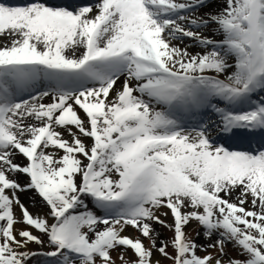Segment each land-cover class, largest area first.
<instances>
[{"label": "bare ground", "instance_id": "1", "mask_svg": "<svg viewBox=\"0 0 264 264\" xmlns=\"http://www.w3.org/2000/svg\"><path fill=\"white\" fill-rule=\"evenodd\" d=\"M131 3L128 5L129 13H123L120 11H115V6L111 4L110 1H105L98 9L92 10L91 13H87L83 16V20L85 26H88L89 21L93 15L95 18H99L103 20V29L98 34L95 41H90L87 43L84 40L85 29L78 27L74 32L68 31V35L71 34V39L65 38V29L59 30V33H62L64 36L61 40L55 37V40H51L49 38H45L39 34V32L34 33L31 29L28 30V26H25L24 29L17 30L16 28H11L8 26L9 22H12L11 18L17 19L18 16L13 12L5 8L0 9V50L3 52L12 53L9 55L8 53H2L1 58H12V55H16L19 52H49L47 55L48 58L52 59L56 62H70V61H78L82 58V55L85 49L88 47V50L92 52L103 53L107 50H112L115 47H120L123 43H127L129 47L133 49V47L138 46V50L142 49L143 55L144 53L148 54L146 57L150 55L151 52L152 58L155 54H159L160 50L165 53L168 57L175 55L177 52L178 56L181 50H183L184 43L177 40L171 39L166 36L157 35L156 37H149V31L156 30L155 24L152 21H147V25L143 22V17L148 14L147 10L150 9L152 12V8L154 7V2L156 0H130ZM139 4L141 6H139ZM223 0H215L208 2L203 9L207 12H220L222 10ZM202 12H200L201 14ZM41 15V12H39ZM222 18V17H221ZM186 23L181 24L178 23L175 27L180 28L186 26ZM201 31V30H199ZM133 33H137L136 36ZM58 34V33H57ZM101 34V36H100ZM214 34L222 35V32H214ZM144 35V36H143ZM100 36V38H99ZM120 36H126L129 39L114 45L117 39ZM143 36V39L141 37ZM152 39V41H158V48L151 49L147 47L148 40ZM21 50V51H20ZM16 51V52H15ZM198 52L195 47L189 48L186 51V55H194ZM145 56V55H143ZM171 58V57H170ZM171 59L166 58L162 60V63H165L164 69L156 70L149 65L148 60L146 62H142V64L137 61L133 64L128 70L121 71L119 74L116 70H113L112 67L108 64H104L103 67H100L98 73L100 77L102 75H106L112 77L107 80L112 83L111 85H105L103 89H92L87 94H78V95H70V94H62L58 95L57 100L63 101L62 107L65 108L62 112L66 121L58 120V116L60 112L54 114L55 108L50 109L49 102L53 104L54 99H48L44 93H39L32 97L29 101L11 105V98L4 100L5 95L0 91V99L5 104L3 106L8 108L6 113L4 114L3 121L0 125L7 129L8 137H10V141L7 142L4 146L0 148V177L1 175H7L9 181L13 183H19V187L17 188V197L23 201L28 202V206L31 214H33L37 218H41L43 214H49L48 207L33 194L32 190L29 186L25 185V183H21L20 179L23 176L24 171H28L31 168V164H28V161L32 162L31 159L27 156V143L31 138L34 137V132L39 131L40 126L44 119H47L45 115L40 112V108H47L49 113H52L50 120L45 122L50 123L53 127L50 133V146L45 147L43 144L38 149L48 150V156H52L53 163L55 167H63L66 163L77 162L78 169H80L81 175H78L79 180L81 177H87L91 181H99L98 175H110L112 180L111 182L117 178L116 170L114 169L117 165L114 163V160L111 156L112 150L119 145L120 150H124V154L126 158H128L131 163L129 164L130 171L125 173L128 174V177L132 179L135 178V183L138 185H144L151 180H153L154 170L160 167L168 165L166 162L167 159L161 160L157 159L160 156V153L155 151H149L147 147H144L142 143H146V141L141 136H136L133 133H129L128 137H120L119 132L112 135V141H117L114 145H111L107 148H103V152L97 161H91L93 170L91 171L88 168H84V165L90 162V158L93 156L92 149H87V146L90 144V140L92 139V135L90 133V128L88 129L89 123H92L93 117L92 115L95 113H99L100 115L104 113L107 117L109 115H113L114 117H120L119 120L113 118L111 123H116L122 127V130H127L125 128H132L131 131L141 130V129H150L152 127V122L154 117L162 118L160 114H158L157 108L154 106L157 102H164L169 104L171 99L173 98L172 89L177 90V85L175 82H169L167 84L163 83V79L166 78L165 74L169 71H174L175 67L173 61ZM148 63V65H147ZM162 65V64H161ZM142 73V74H141ZM221 77V80H225L224 72L214 73ZM117 75V76H115ZM20 77V75L16 76ZM12 77V79L16 78ZM31 78H34V84H31L32 88L38 90L42 87H47L48 85L54 84L55 89L58 91H65L73 87L75 84V78L72 75L71 81H56L51 77H46L44 79L39 80L37 76L30 75V79L27 82H33ZM116 78V79H115ZM166 79H169L167 77ZM47 81V82H46ZM44 82V83H42ZM129 86L131 90H133V95L131 97L126 98L124 94V86ZM104 87V86H103ZM141 88L147 91V95L141 93ZM175 97V96H174ZM113 111V112H112ZM65 112L69 113V117L65 116ZM168 116H172L173 113L169 110L166 111ZM68 119L73 120V123L70 125ZM139 121H138V120ZM137 123L139 125L137 126ZM211 135V134H210ZM145 138V137H144ZM211 136L209 139H212ZM182 144H193L196 145L199 143L198 139L191 137H183ZM18 147L19 151L15 148ZM172 144L169 145L168 149L170 150ZM158 149H156L157 151ZM209 150L212 151L213 147L210 145ZM215 151V149H214ZM92 156L90 157V155ZM146 154V155H145ZM220 151L216 150L215 161L210 163L212 165H216L217 169L213 172H209L207 169H203L201 172H205L206 175H202L201 173H197L196 170L188 174L193 177H201L202 180L206 181L204 184L214 185L212 187L217 193H212L216 199L226 200L228 204L235 199V202L239 203V199H245V197H241L240 193L237 190H234L236 187L232 188L228 183L231 179V174L234 163L233 159L230 155L226 154V158L223 160L219 156ZM46 158H42L39 160L36 157V172L42 171L41 163L45 161ZM210 156V155H209ZM161 157V156H160ZM137 161L135 165H133V161ZM104 160V163L108 162L105 166L101 164V161ZM50 161H46L47 165ZM201 165V163H193V167H197ZM246 169H241L237 172L238 175H244L245 181L239 184L240 188L245 189L251 182L253 184L254 189H257V192H261L264 194V158L252 163L246 164ZM99 168L98 172L95 169ZM124 174V173H123ZM115 175V176H114ZM20 176V177H19ZM198 180V179H197ZM179 189V187H177ZM184 193V203L189 201V197L191 193L188 190H182ZM15 195L12 191L10 195L13 201ZM242 195V194H241ZM173 196V195H172ZM244 196V195H243ZM86 199L87 197L83 195ZM82 197V199H83ZM85 203L79 206V208L84 209L86 204H88L87 200H84ZM9 202V200H8ZM258 205L253 202L246 203L250 208L256 207L258 209V216L260 217V222L264 226V198L259 199ZM261 202V203H260ZM11 202H9L10 204ZM8 204V205H9ZM2 208L6 210L7 204H1ZM1 205H0V218H1ZM205 204L199 207V210L202 212H206ZM228 209V206H226ZM262 212V213H261ZM216 213V211H215ZM170 211L168 209H162L159 211V218L162 220H169ZM106 220L99 222L98 225H103ZM101 226H96L93 230L97 231L101 229ZM31 228L27 225H23L20 223H14L12 226V233L15 234V238L19 245L28 246V240L25 238L28 235ZM134 235L132 232H122L117 235L118 240L128 241L130 240V236ZM17 236V237H16ZM212 234L200 232L198 235V243L203 242L209 244L213 239ZM159 254L154 253L151 259L152 263L158 261ZM227 259H222V263H226Z\"/></svg>", "mask_w": 264, "mask_h": 264}, {"label": "rangeland", "instance_id": "2", "mask_svg": "<svg viewBox=\"0 0 264 264\" xmlns=\"http://www.w3.org/2000/svg\"><path fill=\"white\" fill-rule=\"evenodd\" d=\"M248 1L255 2L251 5L260 4V2H258L257 0H247L246 2L240 1L246 9L249 6V4L247 3ZM201 8L195 13L190 14L188 17L189 19H183V21L189 22L190 25L191 20L194 19H210V16L222 17L225 15L227 10L226 0H223L222 10L217 13L207 12L205 9ZM248 10L251 11L252 7L249 6ZM200 12L202 13L200 14ZM94 19L95 16L93 15L91 19L92 22L94 21ZM12 26L17 29L19 28L17 23ZM39 33L46 35V32H44L43 30H40ZM181 36L182 35H176V38L183 42H187L185 43V48L181 50V52H179L182 54L176 56L178 54L177 52L175 55H172L171 58L168 57L169 59H171L170 61H173L176 68L198 70L202 66V61L205 60L207 61V63L204 66V69H207L211 73L219 71V67L222 66V63H218L215 59H203L202 57L203 54L207 52V50L204 49L206 45L205 42H200L194 46L192 45L198 50V52L194 55H186V51L189 49L187 47L191 46L189 44L194 41L197 36H193L191 39H183L180 38ZM85 37L86 36H84V40ZM208 54L210 55L212 53L208 52ZM102 122L101 129L103 127ZM104 128L106 133H110V130L113 129L112 127L108 126H105ZM47 156L48 153L46 151L39 154L40 159ZM39 158L37 159L39 160ZM53 160V158L51 159L48 156V158L41 163L44 171H42L43 173H41L42 175L38 177L36 183L39 185L40 190H42L43 194L45 195L43 196L44 200L47 201L50 205H53V207L59 208L60 212L63 213V215L62 217H60L59 212L56 211L53 214L57 216L56 220L51 221L49 214H43L41 218H37V220L39 221L38 229H36V225H34L35 228L31 227L28 235L25 236V238L29 241L28 246L19 245V242H17L14 236L15 234H13L10 230L12 225L10 222L14 220L16 223H20L23 225L26 224V215L24 214V212H22L21 204L23 203V205L26 206L27 204L25 202H22V200L17 197L15 189H12V192L14 194L16 193V195L14 196L15 199L13 201H10L11 189L9 188L8 182L6 180V178L8 177L4 174L1 175L0 205L3 203L7 204L6 211H8V219L0 222V264H65L64 262L67 258L75 260L76 264H105L106 260H108L110 264H137L138 261L143 262V264H173V261L178 255L177 251H179L177 245L174 243V241L176 240L177 231H183L186 239L184 245L192 255H199L200 257H202L206 253L212 254L213 258L207 264H221V260L225 257H227L232 262V258L240 256L241 253H243L241 257L235 259L236 264H247L246 258L255 256L252 247L250 250L245 252L246 247L239 246L240 244H249V241L246 240L243 235H238L235 242L233 240L235 239L234 231L229 228H224L222 226L223 222L217 221L214 223V221H208L207 219L187 221L185 219H173L171 215H169V220H162L161 218H159V211L165 209L164 201H167L169 199H173L177 204L179 202V205L177 206L181 207V209L185 212V218H189L191 213L190 208L192 206H195V204H193L190 199L188 202L184 203V194L182 191L184 189L181 188L184 186V183H181L178 177L173 178V175L171 177H168L170 179L169 183H167L166 180L163 181L164 177L166 176L161 175V179L159 178L151 184V188L154 193L153 196L159 197V200L157 202H148V204L142 208L143 212H145L144 214L140 213V215L135 216L136 213H132V217L137 219L138 224L131 227L129 223H122L120 220L109 221V223H104L103 225L95 224V219L98 216L103 217L102 215H105L100 214V212L96 210V208L99 207L98 204L86 209L79 208L77 205L75 209H71V203L76 199L79 192L83 188V186H81V181H78L76 183V189H72L67 184L62 185L61 181L59 180L62 177L67 178L72 176L74 178L75 176L72 173H75L76 164H72L70 167L65 164L63 167H53ZM46 161H50L48 165ZM47 170L50 171L47 172ZM69 170H72V173ZM103 177L104 180L100 182L102 190H104V186L106 184L105 181H108L110 179V177L107 175ZM50 178L57 180L61 184H52L51 182H49ZM124 178L125 176L122 175L119 185L120 188H118L119 190H124L126 188V185L124 184ZM241 181V179H236V185L240 184ZM244 181L245 180H243V182ZM230 184L231 186H235L233 183L229 182V185ZM177 185L181 187L178 189L176 187ZM234 190H237L240 193L241 197H245L246 203H249V201L253 200V202L258 205L255 193L257 189L254 190L252 183H250L245 189L237 186ZM85 191H88V189H86ZM8 200L9 202H11L10 204ZM84 200L88 201L87 198L85 199L83 197V201ZM199 200L200 206L204 203H207L203 199L199 198ZM233 200L235 202L234 198ZM239 200H241V204L244 207L245 211L251 209L253 213L255 212L253 216H246V213L243 212V210L240 209L237 211L239 216H245L246 218L244 217V219H247L250 222L251 227L249 226L245 230H249L250 234H252V236L256 238H254L255 242H260L262 245H264V227L260 222V215H256V213L260 211H258L256 207L250 208L248 204L245 205L244 203H242L244 202V199ZM210 203L212 208H217L215 204H212V202ZM100 205L103 206L102 204ZM192 209L194 208L192 207ZM73 215H75L77 223L72 240L76 241L77 239H81L83 241L82 246L88 247L89 245V248L94 247L95 252L93 256L87 258L83 254H78L75 251L70 250V248L67 247L69 245H66L64 242H54L52 238L48 236V232L43 229H39V227H43L44 229L48 228L49 231L55 225L54 230H56V236L67 235L65 229L67 230V225L69 223L67 220H65V217ZM96 226H101L102 228L94 231L93 229ZM72 227L73 223L72 221H70L69 228L72 229ZM113 229H117L114 235H109L108 237H106V232L109 231L108 233H110L113 231ZM123 229H128L135 233V237L131 242H126L125 244H123L121 242H117V240L114 239V236ZM200 232L212 234L214 236L209 244H205L203 242L198 243V235ZM260 250L262 251V247L260 248ZM34 252L36 254L34 256H30ZM46 252H53L55 254L49 258ZM154 253H158L159 257L158 261L152 263L151 259ZM192 255L189 254V257L183 259L184 264H193Z\"/></svg>", "mask_w": 264, "mask_h": 264}]
</instances>
